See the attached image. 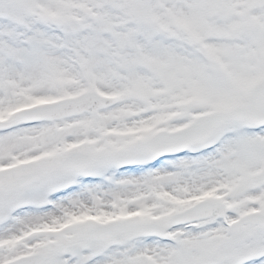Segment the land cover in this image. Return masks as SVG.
Here are the masks:
<instances>
[{
	"label": "snow or ice",
	"instance_id": "snow-or-ice-1",
	"mask_svg": "<svg viewBox=\"0 0 264 264\" xmlns=\"http://www.w3.org/2000/svg\"><path fill=\"white\" fill-rule=\"evenodd\" d=\"M0 264H264V0H0Z\"/></svg>",
	"mask_w": 264,
	"mask_h": 264
}]
</instances>
